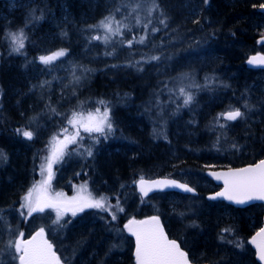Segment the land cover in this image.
I'll use <instances>...</instances> for the list:
<instances>
[{
    "label": "trees",
    "instance_id": "16d2710c",
    "mask_svg": "<svg viewBox=\"0 0 264 264\" xmlns=\"http://www.w3.org/2000/svg\"><path fill=\"white\" fill-rule=\"evenodd\" d=\"M6 1L0 0V150L6 155L0 159V264H18L8 241L41 227L61 264H136L124 223L144 215L158 216L197 263L259 264L248 240L262 225L263 205L207 199L216 185L206 173L264 157V69L245 64L264 52L257 41L264 0ZM110 15L127 27L105 41V30L92 26ZM21 29L24 47L15 52L9 34ZM60 49L66 55L40 61ZM181 89L192 96L187 104ZM105 107L111 132L81 129L78 143L53 164L51 186L72 197L86 185L82 194L106 196L112 209L66 213L62 228L53 225V209L28 216L22 197L46 179L41 165L52 138L63 140L64 128L75 132L68 124L73 112L86 116ZM235 108L243 118L221 115ZM165 175L198 194L166 191L142 199L136 193L141 177Z\"/></svg>",
    "mask_w": 264,
    "mask_h": 264
},
{
    "label": "snow or ice",
    "instance_id": "6c2138e0",
    "mask_svg": "<svg viewBox=\"0 0 264 264\" xmlns=\"http://www.w3.org/2000/svg\"><path fill=\"white\" fill-rule=\"evenodd\" d=\"M204 2L207 3V0H204ZM260 7L264 8V4L260 5ZM160 22L164 23L163 20ZM114 23L116 27H113ZM137 23H139V19H137ZM92 27L104 29L105 35L103 39L107 41L110 39L109 34L111 36L122 35L121 29L127 27V25H122L119 21H115V18L110 15L101 20L98 25ZM152 31H157V29H152ZM9 35L13 41L12 50L19 52L24 47L25 37L23 30L21 29L19 33H10ZM93 38L101 39L100 36ZM143 40L144 37H141L140 42H143ZM132 42V40L127 41L129 45ZM260 42L264 43V33L260 36ZM66 52V49H60L50 55L41 56L39 59L44 64H51L59 57L66 55ZM152 59H159V57H152ZM248 63L264 66V55L257 53L249 58ZM180 91L184 93L183 89ZM184 95V102L187 104L192 100V96L187 93H184ZM100 103L103 104L104 102L101 101ZM244 107H248L247 103H245ZM221 115L230 121L244 117V113L239 108L231 109ZM68 124L75 129V132L69 135L67 134L68 129L64 128L62 130L65 133L63 140H60L58 136L52 138L50 142L51 153L45 158L46 163L41 165L42 172L45 168L47 169V178L38 184H34L22 197L20 205L21 209L27 210L28 216H31L35 212H44L45 209H54L56 219L53 221V225H59L61 228L66 226L67 222L61 224V220L66 213L70 212L72 216H76L77 213L83 212L87 208H97L105 211L112 209V206L108 202V197L100 196L96 198L90 192L82 194L87 192L86 185H82L80 192L72 197H66L64 193L60 192L55 193V195L48 193L53 176V164L63 161L65 156L69 154L67 152L69 144L78 143L77 138L80 137L81 129L87 133L95 132L102 135L105 134L106 129L108 132L112 130V123L107 107H105L103 113L99 109H96L94 113L88 112L86 116L83 112H73L68 119ZM17 131L21 130L18 129ZM22 135L28 139H32L34 133L29 130H23ZM233 147H236V145H233ZM87 155H92L91 149H87ZM0 159H6V155L2 150H0ZM214 175H216L217 179H223L224 181V189L216 193L217 197H226L228 200H233L237 203H244L252 199L264 200V159L245 168L229 169L228 172ZM138 183L141 192L145 196L153 188L178 187L188 192L195 191L187 184H181L175 180L145 181L141 177ZM117 211H124L123 208L119 207V201H117ZM21 215H24V212H21ZM112 219H116V212H113ZM124 227L135 236L136 264H192L189 253L181 248L176 240L167 237L158 216L148 217L144 220L133 218ZM224 231H230V229H224ZM23 236L24 233L20 232L16 239L9 240L7 244V247L13 249L17 254L14 256V259H18L19 264H61L60 257L57 256L52 242L46 238L43 227L31 236L30 239L25 240ZM250 242L255 246L258 259L264 262V227L259 229ZM235 246L238 248L243 247L240 242H236Z\"/></svg>",
    "mask_w": 264,
    "mask_h": 264
},
{
    "label": "water",
    "instance_id": "95a60500",
    "mask_svg": "<svg viewBox=\"0 0 264 264\" xmlns=\"http://www.w3.org/2000/svg\"><path fill=\"white\" fill-rule=\"evenodd\" d=\"M258 11L260 12H264V8H259L258 9ZM257 41H258V44L259 45H262V44H264V43H261L260 42V37L257 39ZM258 53H260V52H258ZM257 53H253V54H251L249 57H248V59L246 60V62H245V64L247 65V67L248 68H255V69H264V66H260V65H251V64H249L248 63V60H249V58L250 57H252V56H254V55H256ZM261 55H264V53L262 52V53H260ZM0 100H1V98H0ZM262 159H264V157L263 158H261V159H258V160H256L254 163H251V164H244V166H233V167H228V168H222V169H210V170H208L207 171V173H206V176H207V178L208 179H210V180H212L213 181V183L218 187L215 191H212L211 193H209L208 195H207V198L208 199H210V200H221V201H225V202H227V203H229L230 205H232V206H236V207H246L247 205H250V204H256V203H261V204H263V206H264V200H260V199H252V200H248V201H245L244 203H237V202H235V201H233V200H228L226 197H217L216 196V193H218V192H221V191H223V189H224V181H223V179H217L216 178V175H214V174H218V173H225V172H228L229 171V169H239V168H245V167H248L249 165H252V164H256V163H258L260 160H262ZM144 178V180L145 181H156V180H175V181H177V182H179V183H181V184H187L189 187H191V188H193L195 191H193V192H188V191H185V190H183V189H181V188H178V187H165V188H153L151 191H149L148 192V194L145 196V195H143V193L141 192V190H140V185H139V183H138V181L141 179H138L137 181H136V184H135V191H136V193H138L139 194V196L142 198V199H144V198H146V197H148V196H150V195H152V194H155V192H166V191H171V192H179V193H182V194H186V195H189V194H191V195H197L198 194V191L196 190V188L194 187V186H192L191 184H189V183H186L185 181H183V180H180V179H176V178H174V177H171V176H167V175H165V176H154V177H143ZM213 197H215V198H213ZM263 210H264V207H263ZM153 215H144L143 217H133L134 219H136V220H144V219H147L148 217H152ZM133 218H131V219H133ZM130 219H128L125 223H124V226H125V224H127L128 223V221H129ZM262 225H261V227H264V213H263V216H262ZM160 223H161V225L163 226V224H162V222H161V220H160ZM260 227V228H261ZM125 228V227H124ZM260 228H258V230L257 231H255L254 233H253V235L249 238V245H251V247H252V249H253V251H254V256H255V258H256V260H257V262L259 263V264H264V262H261L259 259H258V257H257V255H256V249H255V246L250 242L251 241V238L259 231V229ZM40 228H37V229H34V230H32V232L29 234V235H26V236H23V239H25V240H27V239H30L31 238V236H33L38 230H39ZM163 229H164V232H165V234L167 235V237L169 238V239H174L173 237H170L169 236V234H167V232H166V229H165V227L163 226ZM127 232H128V234H129V236L131 237V239H133V253H132V255H133V260L136 262V259H135V247H136V240H135V236L132 234V233H130L128 230H127ZM45 236H46V238L48 239V236H47V233H46V231H45ZM49 240V239H48ZM174 240H176V239H174ZM50 241V240H49ZM177 241V240H176ZM177 243H178V241H177ZM53 244V243H52ZM53 247H54V245H53ZM182 248V247H181ZM184 249V248H183ZM55 250V249H54ZM185 250V249H184ZM186 251V250H185ZM56 254H57V256H59L58 255V253L56 252ZM18 264H19V260H18ZM192 264H209V263H207V262H203V263H195L193 260H192Z\"/></svg>",
    "mask_w": 264,
    "mask_h": 264
},
{
    "label": "rangeland",
    "instance_id": "374dc122",
    "mask_svg": "<svg viewBox=\"0 0 264 264\" xmlns=\"http://www.w3.org/2000/svg\"><path fill=\"white\" fill-rule=\"evenodd\" d=\"M17 0H8V1H6L8 4H10V3H15ZM124 14H125V12H123V13H120L119 15H121V16H124ZM53 40V39H52ZM162 44V43H161ZM157 51H160V49L158 48L157 49ZM46 168H45V173H46ZM43 175V174H42ZM46 177V175H43V177L42 178H45ZM47 178V177H46ZM51 183H52V179H51ZM51 183H50V187L48 188V193L49 194H51V195H55V193H57L56 191H52V186H51ZM49 210V209H48ZM52 211V210H51ZM52 212H54V215L56 216V213H55V210L53 209V211Z\"/></svg>",
    "mask_w": 264,
    "mask_h": 264
},
{
    "label": "flooded vegetation",
    "instance_id": "af4514ba",
    "mask_svg": "<svg viewBox=\"0 0 264 264\" xmlns=\"http://www.w3.org/2000/svg\"><path fill=\"white\" fill-rule=\"evenodd\" d=\"M52 191H53V187H52Z\"/></svg>",
    "mask_w": 264,
    "mask_h": 264
}]
</instances>
